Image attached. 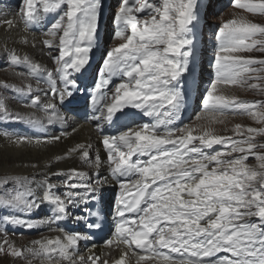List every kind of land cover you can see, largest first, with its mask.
Segmentation results:
<instances>
[{
	"label": "snow or ice",
	"instance_id": "6c2138e0",
	"mask_svg": "<svg viewBox=\"0 0 264 264\" xmlns=\"http://www.w3.org/2000/svg\"><path fill=\"white\" fill-rule=\"evenodd\" d=\"M230 2L240 12L211 33L210 83L201 90L200 25L212 0H18L15 16L0 26L20 27L24 47L35 48L29 33L42 32L41 51L55 67L5 45L22 83L0 88L27 111L0 97V124L21 126L0 136L44 147L70 135H49L50 126L83 119L103 155L97 149L93 157L91 142L77 143L42 168L24 164L39 170L31 175L0 174V231L57 233L21 248L5 240L0 253L27 264H133V257L134 264H264V98L221 92L240 86L264 97V55H247L264 54V24L248 18L264 16V0ZM105 17L113 43L102 48ZM194 93L200 113L184 123ZM225 115L258 126L234 123L231 136L220 135ZM70 159L87 170L53 171ZM104 233L101 255L118 256L102 259L96 244L79 253L81 242Z\"/></svg>",
	"mask_w": 264,
	"mask_h": 264
},
{
	"label": "bare ground",
	"instance_id": "6f19581e",
	"mask_svg": "<svg viewBox=\"0 0 264 264\" xmlns=\"http://www.w3.org/2000/svg\"><path fill=\"white\" fill-rule=\"evenodd\" d=\"M16 7L9 4V2H6V0L0 1V20L4 19H12L15 16ZM42 32L36 31L29 33V40L33 41V38L36 42V47H31V44H29L28 47H24L23 45L17 43L20 35H21V28L16 27L12 28L11 30L7 29L6 26H0V50L2 53L5 45L7 47H16L18 50H21L22 52H28L30 55H32L36 60H38L41 64L47 66L48 68H54L55 65H52V61L49 59L47 55L44 54V52L41 51L42 45L40 44V41H42L45 37H41ZM46 51V50H45ZM7 60V59H6ZM7 64V63H6ZM8 68H11L7 65ZM5 74V75H3ZM10 76V81L12 84L20 86L22 81L21 78L15 75L14 70H5L3 72H0V78L3 79V77H6V75ZM3 75V76H2ZM33 86H35V81L32 82ZM42 87H46V85H42ZM10 97L13 99V101L17 105L10 104V109L13 111H27V109L21 108L20 104L17 102V99L10 93ZM5 128V127H4ZM8 130H19L21 128L20 125L16 124H8L6 126ZM73 128H76L77 130L75 132L72 131ZM66 130L70 135L67 139H64L60 142H57L55 144H49L45 145L44 147H36V146H28L25 145L24 147H17L11 143L8 142L5 138L0 136V174L3 173H19V174H26L31 175L32 173L39 171L34 170L31 167H23L24 164H31V163H37L41 165V168L43 165L54 155H60L63 154L67 148L72 147L73 145L77 143H87L91 142L93 145L92 154L93 157L96 155L97 149L100 150L101 155H103L102 146L98 143V137L95 131L92 129V126L89 123H86L83 119H80L76 123H72L71 126H68L67 124L61 125L56 124L54 126H50L48 128L49 135L56 134L59 135L61 131ZM69 167H77V168H83L87 170L86 166L83 165L78 159H70L66 161H61L60 163L54 165L53 171L56 170V168H69ZM47 211L46 206L41 208L36 214V218L43 217ZM67 224H71V221H68ZM61 226H66L64 223H61ZM53 227H56L53 225ZM12 230V231H11ZM14 231H29L24 229H12L11 226L7 228V232L0 231L2 234H10ZM40 231V232H39ZM39 232L35 236H29L26 238H2L0 237V242L3 244L5 240H7L10 243H14L16 247H25L30 246V242L35 239H39L40 237H50L55 236L57 233L55 231H49L48 227H42L39 229ZM92 244H96L97 247L93 250L96 255H101L102 251L106 252L107 249L104 246V242H98V243H92L90 241L87 242V246L85 242H81L79 246V253L81 255H89V252L87 251L88 248H91ZM118 256V252L113 251L112 256H103L101 255L102 259H112L114 257ZM133 264L135 262V258L133 257ZM11 260L10 258L0 257V264L2 263H9ZM15 264H27L25 260L22 262H15Z\"/></svg>",
	"mask_w": 264,
	"mask_h": 264
},
{
	"label": "rangeland",
	"instance_id": "374dc122",
	"mask_svg": "<svg viewBox=\"0 0 264 264\" xmlns=\"http://www.w3.org/2000/svg\"><path fill=\"white\" fill-rule=\"evenodd\" d=\"M1 1V0H0ZM6 2H9V4L13 5L16 7L18 0H6ZM240 10L235 9L232 7L230 0H212V6L207 9L206 15L203 17L202 21V26H201V60H200V67H201V73L203 75V70L207 71L211 74V68L209 69V61L211 59L212 55V43L210 42V36L211 33L213 32L215 26L219 25L221 22L228 20L232 18L234 14H239ZM251 21L256 22V23H261L264 24V16H259V15H250L248 17ZM41 37H43V34H41ZM113 41L110 40L109 38L106 40V43L104 45V48L112 45ZM247 55H252L255 57H261L264 54H261L259 52H252L248 53ZM6 56L4 53L1 52L0 50V72H3L5 70H13L12 68H8L6 64ZM53 65V63H52ZM5 75V74H3ZM2 75V76H3ZM10 76L9 74L6 75V77H3V79L0 78V82H5L8 84H12L10 81ZM205 78V80H204ZM34 82V81H32ZM202 89L207 87V85L210 83V75H206L204 73V77H202ZM221 92L223 94L229 95V96H237L241 100H247V101H253L257 99H261L264 97H261L259 94L248 90L246 87H240V86H231V87H222ZM0 97H3L5 99L6 104L10 108V104L13 103L12 105H17L13 99L10 97V92L4 90L3 88H0ZM200 113V109L196 110L192 117L186 122V123H193L195 122V117L197 114ZM224 121L223 124H218L216 125V131L220 135L224 136H231V128L234 123H244L251 125L253 127H257L253 121L249 120L246 116H240V115H225L223 117H220ZM7 125L0 124V129H3ZM250 163H256L255 159L250 157L249 158ZM12 231V230H11ZM39 231V230H38ZM40 232V231H39ZM39 232L36 230L32 231H14L13 233L10 234H2L0 233V237L2 238H26L29 236H35ZM3 244L0 242V246ZM21 248V247H18ZM0 257H5V258H10V262L7 264H15V262H22L24 259H17L13 258L10 255H5L3 253H0ZM2 264H6L5 262Z\"/></svg>",
	"mask_w": 264,
	"mask_h": 264
}]
</instances>
